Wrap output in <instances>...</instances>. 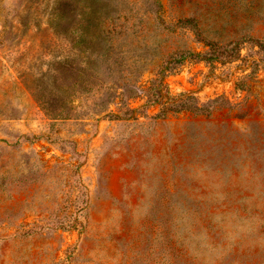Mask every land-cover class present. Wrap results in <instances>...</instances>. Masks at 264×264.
<instances>
[{
	"label": "rangeland",
	"instance_id": "1",
	"mask_svg": "<svg viewBox=\"0 0 264 264\" xmlns=\"http://www.w3.org/2000/svg\"><path fill=\"white\" fill-rule=\"evenodd\" d=\"M0 264H264V0H0Z\"/></svg>",
	"mask_w": 264,
	"mask_h": 264
},
{
	"label": "trees",
	"instance_id": "2",
	"mask_svg": "<svg viewBox=\"0 0 264 264\" xmlns=\"http://www.w3.org/2000/svg\"><path fill=\"white\" fill-rule=\"evenodd\" d=\"M235 254V250H232V255H234Z\"/></svg>",
	"mask_w": 264,
	"mask_h": 264
}]
</instances>
